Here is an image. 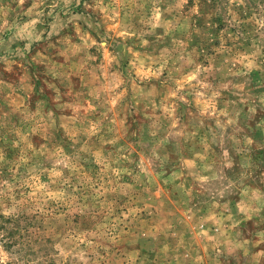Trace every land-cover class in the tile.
Returning <instances> with one entry per match:
<instances>
[{
	"label": "rangeland",
	"instance_id": "1",
	"mask_svg": "<svg viewBox=\"0 0 264 264\" xmlns=\"http://www.w3.org/2000/svg\"><path fill=\"white\" fill-rule=\"evenodd\" d=\"M0 264H264V0H0Z\"/></svg>",
	"mask_w": 264,
	"mask_h": 264
}]
</instances>
